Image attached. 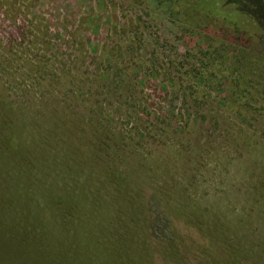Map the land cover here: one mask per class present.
Instances as JSON below:
<instances>
[{"label": "rangeland", "instance_id": "1", "mask_svg": "<svg viewBox=\"0 0 264 264\" xmlns=\"http://www.w3.org/2000/svg\"><path fill=\"white\" fill-rule=\"evenodd\" d=\"M221 2L203 0L214 15L196 0H0V106L75 159L61 186L99 193L145 264H177L156 238L176 241L187 216L257 240L264 264V79L239 63L264 70V40L248 34L264 0ZM52 118L61 143L44 133ZM74 241L72 263L0 223V264H111L95 239Z\"/></svg>", "mask_w": 264, "mask_h": 264}, {"label": "trees", "instance_id": "2", "mask_svg": "<svg viewBox=\"0 0 264 264\" xmlns=\"http://www.w3.org/2000/svg\"><path fill=\"white\" fill-rule=\"evenodd\" d=\"M228 1L234 3L233 0ZM196 2L210 14L221 12L219 5L210 7L212 5L203 4V0ZM221 3L223 6L226 0ZM239 3L246 9L241 1ZM253 9L249 12L254 15L251 20L254 32L248 34L264 40V14ZM243 29L239 27L240 32L246 34V29ZM243 59L239 62L243 71L263 80L264 70L246 67ZM256 96L258 100L250 99L247 102L250 109L262 102L260 93ZM19 126L20 123L14 120L8 109L0 106V223L7 227L9 236L13 240L36 245L45 254H53L54 251L60 257L61 253L66 252L72 263L76 257L72 246L76 244L74 240L92 238L97 241L102 253L99 258L111 264H145L134 243L140 236L133 237L126 225L105 218L98 201L99 193L87 199L76 189L61 186L64 183L62 173L71 175V171L68 168L64 170L63 165L69 164L68 167H71L75 159L55 152L46 145H39L32 133L22 131ZM50 126L44 133L61 143L62 135L56 127H61V122L52 118ZM183 222L185 225L179 224L184 232L177 236L176 241L164 236L156 238L163 257L166 250L174 249L179 255L177 264H261L254 247L257 240H248L239 233L228 236L229 231L217 235L203 225L199 216L198 219L187 216ZM198 233L202 242L198 241ZM61 243L72 249L61 251L64 249Z\"/></svg>", "mask_w": 264, "mask_h": 264}]
</instances>
